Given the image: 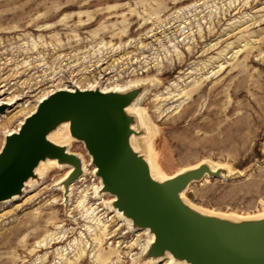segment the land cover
<instances>
[{
  "label": "rangeland",
  "instance_id": "rangeland-1",
  "mask_svg": "<svg viewBox=\"0 0 264 264\" xmlns=\"http://www.w3.org/2000/svg\"><path fill=\"white\" fill-rule=\"evenodd\" d=\"M136 81L147 86L137 108L161 176L202 162L225 168L229 177L191 183L185 200L239 218L263 213L264 0H0V92L16 99L0 120V150L49 93ZM74 140L69 150L90 170L68 206L69 166L0 202V264H146L135 242L149 234L134 235L112 196H97L91 157ZM81 196L90 220H78Z\"/></svg>",
  "mask_w": 264,
  "mask_h": 264
},
{
  "label": "water",
  "instance_id": "water-1",
  "mask_svg": "<svg viewBox=\"0 0 264 264\" xmlns=\"http://www.w3.org/2000/svg\"><path fill=\"white\" fill-rule=\"evenodd\" d=\"M147 90L145 83L103 91L99 87L62 88L38 102L0 150V202L23 195L37 167L47 160L71 170L61 181L68 206L70 184L84 173L82 158L50 135L67 125L81 141L100 179L99 194L113 196L111 206L144 229L153 240L140 260L170 256L188 264H264V216L231 219L202 212L184 198L191 183L206 176L229 177L225 168L202 162L173 176H153L145 125L130 107ZM12 107L0 103V116Z\"/></svg>",
  "mask_w": 264,
  "mask_h": 264
},
{
  "label": "bare ground",
  "instance_id": "bare-ground-1",
  "mask_svg": "<svg viewBox=\"0 0 264 264\" xmlns=\"http://www.w3.org/2000/svg\"><path fill=\"white\" fill-rule=\"evenodd\" d=\"M117 47V46H116ZM140 82H133V83H129L128 85H125V86H114L113 88H109V89H105V88H101L103 91H108V90H124V89H128V88H131V87H134V86H136V85H138ZM75 87H77V86H74L73 88H71L70 90H73ZM78 88H80V87H78ZM89 88H95V86H91V87H89ZM69 89V88H68ZM82 89V88H81ZM147 92V90L139 97V99L136 101V103H134L131 107H130V111L131 112H135V113H137L138 115H139V117H140V123L142 124V125H145V121H144V118L141 116L142 114H141V111H140V109H138L137 108V105H138V102H139V100L145 95V93ZM0 94H1V96H0V103H9V102H12V101H15L16 99H15V96L14 95H3V97H2V93L0 92ZM50 94V93H49ZM48 94V95H49ZM48 95H46V96H48ZM45 96V97H46ZM45 97H43L42 99H44ZM18 98V97H17ZM42 99H40L38 102H40ZM9 104H12V106H13V104H14V102H12V103H9ZM18 106V105H17ZM28 106V105H27ZM35 110V109H34ZM33 110V111H34ZM32 111V112H33ZM6 113V112H5ZM29 115V114H28ZM4 115L2 114L1 116H0V120L2 119V117H3ZM16 120V119H15ZM24 120V119H23ZM23 120H22V122H23ZM22 122H19L20 123V125L22 124ZM7 123V122H6ZM20 125H19V127H20ZM18 127V128H19ZM18 128L16 129V130H13V131H6L5 132V135L4 136H6L7 134H9V133H11V132H14V131H17L18 130ZM50 139L52 140V141H54V142H56V143H59V144H63V145H69L70 143H72V142H74L75 140L73 139V138H71L70 137V135H69V132H68V126L67 125H63V126H61L56 132H54V133H52L51 135H50ZM67 150H69V148L67 149ZM82 160H83V169H84V173L81 175V177L78 179V180H76V181H74L73 183H71L70 184V192H73V189H76V187H75V185H76V183H80V182H82L84 179H85V176L89 173V168L88 167H90V164L86 161V158L85 157H83L82 156ZM148 160H149V162H150V166H151V170H152V174H153V176H157V177H161V178H163L161 175H162V173L158 170V168H157V166H156V163H155V161L154 160H151L150 158H148ZM54 166H56V167H60V168H62V167H64L63 165H58L57 163H56V161H52V160H47V161H45V162H41L40 163V165L37 167V169H36V173L37 174H39L40 175V177L41 178H43V176L49 171V169L51 168L52 169V167L54 168ZM92 166V165H91ZM212 167H213V169H216V168H221V167H216V166H214V165H212ZM92 171H93V174H95V167L94 166H92ZM232 173L228 170V175H231ZM226 177V175H221L220 177ZM34 184V180H30V181H28V183H27V186L28 187H30V186H32ZM58 189H60V187H57ZM99 188L100 187H98L97 188V190H96V194H97V196L98 195H100L99 193H98V190H99ZM81 189V188H80ZM102 195V194H101ZM85 196H81L80 197V200H79V202H78V208H79V211H80V217L78 218V220H81L82 218H83V220H84V218L85 219H89L90 220V217L88 216L89 215V210H87L86 208L88 207H86L85 206ZM18 199V197L17 196H15V197H13L12 199H10V200H8V201H3V202H1V203H4V202H6V203H10V202H13V201H15V200H17ZM112 200H113V196H112ZM1 205V204H0ZM196 209H198V210H200V211H202V212H206V213H211V214H219V213H214V212H211V211H207V210H204V209H201V208H198V207H195ZM93 209V208H92ZM91 209V210H92ZM114 211L116 212V214H117V216L121 219V221H122V223H123V225L125 224L126 225V229H129V230H131L132 232H135V233H133L134 235H138L140 232H142V233H145V234H148V231L147 230H144V229H135V228H133L132 227V223H131V221L130 220H128L127 218H125V217H123L122 216V214L121 213H119L116 209H114ZM94 213V212H93ZM92 213V214H93ZM91 214V213H90ZM220 215H223V216H225V217H228V218H231V219H235V218H239L238 216H236V215H231V214H220ZM262 217V216H264V212L263 213H261L259 216H257V217ZM39 217V216H38ZM36 218V217H35ZM41 218L39 217L38 218V220L37 219H35V220H32L31 219V224L34 226H40V224H41ZM42 225V224H41ZM39 233H41V231H40V227H37L36 228V234L34 235V236H37ZM107 234H106V232H104V231H101L100 233H99V237L97 236V239H98V241H99V243H101L102 241H103V239H104V237L106 236ZM52 238V237H51ZM51 240V239H50ZM49 240V241H50ZM152 240H153V235H148V239H147V241L146 242H144V243H140V241L138 242V241H136L135 243L138 245V246H142V244H143V246L140 248V252H141V254L142 253H144L145 251H146V249H147V247H148V244L149 243H151L152 242ZM52 241L53 242H55V241H57L56 239H54V238H52ZM51 241V242H52ZM51 242H49L50 244H52ZM46 245H48V244H46ZM112 253H114V252H112ZM137 256H139L138 254H137ZM163 262H167V263H170V264H188V263H186V262H180V261H176V260H174L172 257H170V256H166V257H162V258H159V259H156V260H148V261H146V264H160V263H163ZM102 264H104V261L102 262Z\"/></svg>",
  "mask_w": 264,
  "mask_h": 264
}]
</instances>
